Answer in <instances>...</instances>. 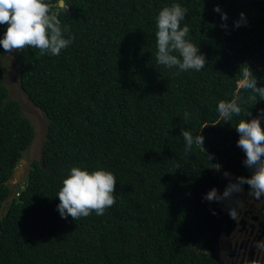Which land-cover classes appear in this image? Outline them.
<instances>
[{"label": "trees", "instance_id": "obj_1", "mask_svg": "<svg viewBox=\"0 0 264 264\" xmlns=\"http://www.w3.org/2000/svg\"><path fill=\"white\" fill-rule=\"evenodd\" d=\"M67 3L59 17L74 36L67 49L15 54L21 87L48 125L41 158L13 183L35 128L10 96L0 61V264H221L220 235L234 226L224 210L239 194L223 202L204 197L253 172L236 125L264 109L259 96L248 103L253 93L239 84L248 66L264 86V0ZM172 3L188 9L181 26L206 56L200 71L157 63L156 18ZM6 28L0 25V38ZM234 95L244 98L241 113L224 122L217 104ZM184 130L201 132L204 149L185 151ZM73 166L115 175V204L103 215L61 217L57 194Z\"/></svg>", "mask_w": 264, "mask_h": 264}, {"label": "clouds", "instance_id": "obj_2", "mask_svg": "<svg viewBox=\"0 0 264 264\" xmlns=\"http://www.w3.org/2000/svg\"><path fill=\"white\" fill-rule=\"evenodd\" d=\"M70 5L67 0H0V25H7L0 46L5 52L22 51L25 48L38 49L40 55L50 54L59 56L61 51L67 49L73 42L74 36L70 34L68 25H62L60 15L67 14ZM221 12L217 5L213 9ZM188 9L179 3H172L163 7L156 18L157 32V63L168 68L176 67L180 71H200L205 67L207 59L200 52L199 46L189 38L190 28L187 24L181 26ZM245 14L240 13L241 19L235 22V27H240L244 22ZM221 19L227 20V14L222 13ZM221 27L227 28L226 23ZM68 33L66 36L65 34ZM240 88L252 95L247 97L250 104L257 102V96L264 100V86L257 85V77L250 67L242 70ZM244 98L234 95L230 100H220L217 112L224 122L231 121L234 115H240ZM189 113H184L187 122ZM246 116H251L250 112ZM264 118V109L256 116L241 119L236 125L239 133L237 146L245 153L244 164L253 170L249 177L239 176L235 182H229L223 193L213 187L207 192L204 199L208 201H232L235 194L243 191V185L250 188V195L260 199L264 195V127L261 119ZM186 142L185 151L192 149L193 145L202 146L204 137L200 134L193 136L190 131H182ZM204 149V148H203ZM217 170L219 165H216ZM225 176L229 173L225 172ZM115 175L104 168L89 171L87 168L73 166L69 174L62 181L58 191L60 203L57 205L62 218L69 216L73 220L88 217L95 212L103 215L106 209L115 204L116 190ZM235 204L243 207V201L236 199ZM215 214V213H213ZM228 214L232 219L238 218L235 206L229 207ZM224 232V231H223ZM226 233V232H225ZM228 234V233H227ZM222 239L221 237L219 238ZM257 246L264 248V241L257 242ZM231 254V253H230ZM253 264H258L254 261Z\"/></svg>", "mask_w": 264, "mask_h": 264}, {"label": "rangeland", "instance_id": "obj_3", "mask_svg": "<svg viewBox=\"0 0 264 264\" xmlns=\"http://www.w3.org/2000/svg\"><path fill=\"white\" fill-rule=\"evenodd\" d=\"M15 54L16 52H12V53L6 52L5 55L0 57V61L5 68L4 81L9 88L10 96L18 99L21 102L23 113L31 119L35 128L34 138L24 155V157L30 162L35 158H41L42 145L47 133L48 117L46 116L45 112L32 101L28 93L21 87L20 79H19V68L15 60ZM223 234L227 235V233H225L224 231L220 235L221 238ZM249 236H250L249 243L252 246L254 239L256 238L255 233ZM249 243L246 246V252H248L249 250L248 249V247L250 246ZM238 250H239V245L236 248L234 247L230 248L228 252H233V251L238 252ZM263 256H264V250H263Z\"/></svg>", "mask_w": 264, "mask_h": 264}, {"label": "flooded vegetation", "instance_id": "obj_4", "mask_svg": "<svg viewBox=\"0 0 264 264\" xmlns=\"http://www.w3.org/2000/svg\"><path fill=\"white\" fill-rule=\"evenodd\" d=\"M250 189H243V191L239 194V200L243 199V207H242V211L239 214L240 216V220L239 222L241 223V226L237 227L236 230L231 234L230 232L228 233V235H222L223 239H228L230 242V238L234 237V242L236 240H240V242L238 243L239 245V250L238 252H241V256L240 258L244 255V259H242V264H248L247 262V258L254 257V253L256 252V259H251V263L253 264L254 261H260L258 262V264H263L264 262V256H263V250L264 248L258 247L257 246V242L259 241V239L264 236V206H263V199L257 204L256 202H254L256 199L250 195L249 192ZM264 197V195H263ZM237 206V204L235 205V207ZM240 208V206H239ZM226 210H228L227 208L224 210L226 213ZM224 213V214H225ZM234 221V226L236 225V220L233 219ZM233 226V227H234ZM233 229V228H232ZM231 229V230H232ZM253 233H255L256 238L254 239L253 245L251 246V244L249 243V239L250 236ZM252 237V236H251ZM264 241V239H263ZM249 243V247H248V252H246V246ZM243 248V250H242ZM251 249V250H250ZM257 249V250H256ZM234 254L235 252H228L227 249V254ZM229 258L230 263L234 260L237 259V257H229V255H227ZM239 264V263H238Z\"/></svg>", "mask_w": 264, "mask_h": 264}, {"label": "water", "instance_id": "obj_5", "mask_svg": "<svg viewBox=\"0 0 264 264\" xmlns=\"http://www.w3.org/2000/svg\"><path fill=\"white\" fill-rule=\"evenodd\" d=\"M20 163L17 165V167L15 168L14 172H13V176L9 179V182H15L16 180H19L21 178V176L26 172L27 170V165L29 164V161L23 156L20 158ZM250 192V190H249ZM15 194V192H14ZM263 195L260 197V199H256L254 202H257L259 203L262 199H263ZM241 201L244 202L243 199H240ZM263 206H264V199H263ZM236 210L238 212L239 210V205L236 206ZM236 220V225L233 227V229L230 231V233L232 234L236 228L238 226H241V223L239 222L240 220V216H239V213H238V218L235 219ZM264 239V236H262L258 242L260 241H263ZM234 240V237H231L230 238V242L228 239H220V241L218 242V252H219V257L221 259V264H227V261H226V255H229V257H237V259H234L230 264H242V259H244V255L240 258L241 256V252H235L234 254H227L226 255L224 254V251H226L227 249L230 250V248L234 247H238V243L240 242V240H236L235 242L233 241ZM256 255L257 253L255 252L254 253V259H256ZM251 257L247 258V262L248 264H252L251 263V259H253ZM260 262V261H258Z\"/></svg>", "mask_w": 264, "mask_h": 264}, {"label": "bare ground", "instance_id": "obj_6", "mask_svg": "<svg viewBox=\"0 0 264 264\" xmlns=\"http://www.w3.org/2000/svg\"><path fill=\"white\" fill-rule=\"evenodd\" d=\"M241 211H242V207H240L239 208V210H238V213L240 214L241 213ZM226 253H227V250L226 251H224V254L226 255ZM226 261H227V264H230V261H229V258H228V256L226 255Z\"/></svg>", "mask_w": 264, "mask_h": 264}]
</instances>
